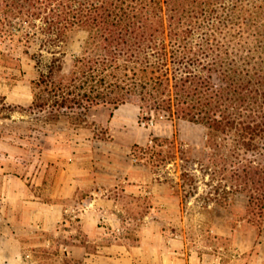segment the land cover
<instances>
[{
  "label": "rangeland",
  "instance_id": "374dc122",
  "mask_svg": "<svg viewBox=\"0 0 264 264\" xmlns=\"http://www.w3.org/2000/svg\"><path fill=\"white\" fill-rule=\"evenodd\" d=\"M216 7L248 23L239 30L264 54V0ZM88 39L70 33L58 76L69 79L74 60L94 53ZM38 53L0 50L1 204L59 207L55 224L23 231L21 263L264 264V219L260 228L246 221L245 195L208 167L203 125L148 112L141 122L136 102L58 107L37 85ZM52 57L44 52V66ZM156 138L169 142L156 150ZM14 192L21 197L7 202Z\"/></svg>",
  "mask_w": 264,
  "mask_h": 264
},
{
  "label": "trees",
  "instance_id": "16d2710c",
  "mask_svg": "<svg viewBox=\"0 0 264 264\" xmlns=\"http://www.w3.org/2000/svg\"><path fill=\"white\" fill-rule=\"evenodd\" d=\"M218 2L0 0V50L22 48L29 55L38 47L33 54L41 69L37 85L49 87L58 107L136 102L141 122L154 117L203 125L208 167L230 177L247 198L245 220L260 228L264 54L249 48V38L239 30L248 23L217 14ZM77 29L89 33L87 45L93 42L94 53L75 59L76 69L65 79L57 72L70 33ZM44 52L53 55L46 66ZM87 76L94 82L90 90ZM79 79L85 80L77 86ZM154 140L156 150L169 142Z\"/></svg>",
  "mask_w": 264,
  "mask_h": 264
},
{
  "label": "crops",
  "instance_id": "0c3cea01",
  "mask_svg": "<svg viewBox=\"0 0 264 264\" xmlns=\"http://www.w3.org/2000/svg\"><path fill=\"white\" fill-rule=\"evenodd\" d=\"M115 115V119L118 118ZM18 196L15 192L8 195L9 200H16ZM2 195L0 194V264H23L21 260V244L23 231H27L35 226H50L56 223L59 207L51 206L45 203L32 202L34 206L29 205L27 209L2 205ZM39 204V205H37ZM52 228V227H50Z\"/></svg>",
  "mask_w": 264,
  "mask_h": 264
}]
</instances>
